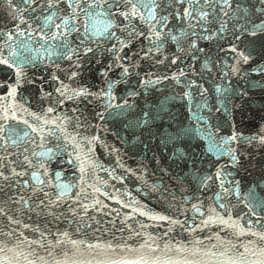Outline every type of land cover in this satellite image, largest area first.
<instances>
[{"label":"snow or ice","instance_id":"1","mask_svg":"<svg viewBox=\"0 0 264 264\" xmlns=\"http://www.w3.org/2000/svg\"><path fill=\"white\" fill-rule=\"evenodd\" d=\"M0 264H264V0H0Z\"/></svg>","mask_w":264,"mask_h":264},{"label":"water","instance_id":"2","mask_svg":"<svg viewBox=\"0 0 264 264\" xmlns=\"http://www.w3.org/2000/svg\"><path fill=\"white\" fill-rule=\"evenodd\" d=\"M259 117L257 116V120ZM128 163L135 167V162L134 160H129ZM128 188L132 192L133 196L136 198L140 199L143 203L147 204L149 207L153 208L156 211H162L164 209V205L160 203L157 199V196L155 194L152 195H146L143 192L142 193H137L136 192V185L129 181L128 183ZM113 207H118L117 205L113 204ZM143 219V218H141Z\"/></svg>","mask_w":264,"mask_h":264}]
</instances>
